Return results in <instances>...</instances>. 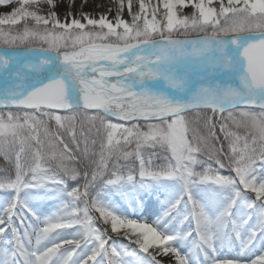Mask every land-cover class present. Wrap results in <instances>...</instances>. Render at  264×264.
<instances>
[{
    "label": "snow or ice",
    "instance_id": "snow-or-ice-1",
    "mask_svg": "<svg viewBox=\"0 0 264 264\" xmlns=\"http://www.w3.org/2000/svg\"><path fill=\"white\" fill-rule=\"evenodd\" d=\"M215 2L0 0V264H264V0Z\"/></svg>",
    "mask_w": 264,
    "mask_h": 264
},
{
    "label": "trees",
    "instance_id": "trees-1",
    "mask_svg": "<svg viewBox=\"0 0 264 264\" xmlns=\"http://www.w3.org/2000/svg\"><path fill=\"white\" fill-rule=\"evenodd\" d=\"M218 6V5H217ZM187 11L186 15H190L193 11L191 7H187L185 9ZM183 11L182 14L183 15ZM83 119V113L77 114V127L79 128L80 121ZM85 131H87V126L85 125ZM65 139H68L67 136H65ZM227 145L225 144V147ZM83 147V145H81ZM96 148L98 149V144L96 145ZM13 164L14 161L12 162H6L2 156H0V174H2L3 169H8L10 172L13 170ZM123 206L127 208L128 212H132V208L128 205L127 201H121ZM145 204L146 208L143 210H137V215H139L141 212L145 213L148 212V210L153 211V212H158L160 210V204L157 202L156 197H152L151 199L145 198ZM56 207V202L50 199L43 200L40 202L39 205V210L42 213V215H47L50 212L54 211Z\"/></svg>",
    "mask_w": 264,
    "mask_h": 264
},
{
    "label": "bare ground",
    "instance_id": "bare-ground-1",
    "mask_svg": "<svg viewBox=\"0 0 264 264\" xmlns=\"http://www.w3.org/2000/svg\"><path fill=\"white\" fill-rule=\"evenodd\" d=\"M57 3L60 5H68L69 0H57ZM81 0H75L74 7L71 8V11H73L75 14L79 15L81 11L88 13L92 16L98 17L101 14H109L111 16L112 13H110V9L114 12V8L105 7L101 4L96 3L95 1L93 3H90V5L85 6L83 9L81 8ZM59 11V10H58ZM63 18V17H62ZM225 255H229L231 253H224Z\"/></svg>",
    "mask_w": 264,
    "mask_h": 264
},
{
    "label": "rangeland",
    "instance_id": "rangeland-1",
    "mask_svg": "<svg viewBox=\"0 0 264 264\" xmlns=\"http://www.w3.org/2000/svg\"><path fill=\"white\" fill-rule=\"evenodd\" d=\"M96 2L98 4H101L105 7H109V8H114V4H113V0H87V3L86 4H81V8L83 9L85 6H88L90 5V3H93V2ZM82 2V0H81ZM153 3H157V0H153ZM218 4H216L215 0H214V6H217ZM187 7H191L190 5L187 6ZM187 7L183 8V9H178V15H181L182 14V11H183V15H186L187 14V11L185 9H187ZM218 7V6H217ZM59 10V13L61 14V17H63V15L67 12V11H71V8L68 7V5H60V7L58 8ZM163 9L161 8V11ZM52 126L54 127V122H52ZM218 130V129H217ZM222 139V137H221ZM61 147H63L61 145ZM152 211L151 212H147V214H144L143 215V218L147 219L150 215H152ZM165 264H167V259L165 258Z\"/></svg>",
    "mask_w": 264,
    "mask_h": 264
}]
</instances>
